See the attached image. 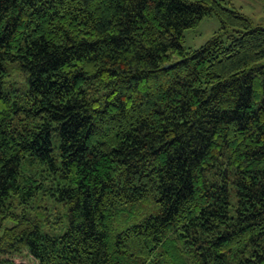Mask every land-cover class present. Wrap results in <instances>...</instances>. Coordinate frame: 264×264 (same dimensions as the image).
Listing matches in <instances>:
<instances>
[{
	"label": "trees",
	"instance_id": "trees-1",
	"mask_svg": "<svg viewBox=\"0 0 264 264\" xmlns=\"http://www.w3.org/2000/svg\"><path fill=\"white\" fill-rule=\"evenodd\" d=\"M0 264H264V24L0 0Z\"/></svg>",
	"mask_w": 264,
	"mask_h": 264
},
{
	"label": "rangeland",
	"instance_id": "rangeland-1",
	"mask_svg": "<svg viewBox=\"0 0 264 264\" xmlns=\"http://www.w3.org/2000/svg\"><path fill=\"white\" fill-rule=\"evenodd\" d=\"M234 7L250 16L255 23L264 24L263 0H233ZM220 27L218 19L214 15L206 16L195 28L185 31V44L191 47H199Z\"/></svg>",
	"mask_w": 264,
	"mask_h": 264
}]
</instances>
